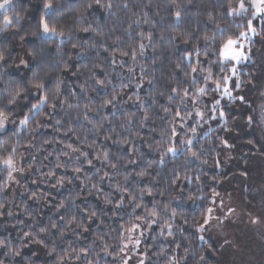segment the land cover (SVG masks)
<instances>
[{
    "label": "clouds",
    "instance_id": "clouds-1",
    "mask_svg": "<svg viewBox=\"0 0 264 264\" xmlns=\"http://www.w3.org/2000/svg\"><path fill=\"white\" fill-rule=\"evenodd\" d=\"M0 264H264V0H0Z\"/></svg>",
    "mask_w": 264,
    "mask_h": 264
}]
</instances>
